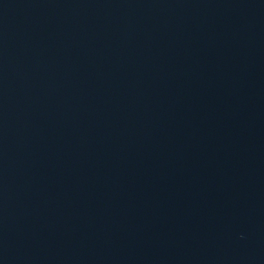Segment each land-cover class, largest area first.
Returning a JSON list of instances; mask_svg holds the SVG:
<instances>
[{"label":"water","instance_id":"95a60500","mask_svg":"<svg viewBox=\"0 0 264 264\" xmlns=\"http://www.w3.org/2000/svg\"><path fill=\"white\" fill-rule=\"evenodd\" d=\"M0 264H264V0H0Z\"/></svg>","mask_w":264,"mask_h":264}]
</instances>
